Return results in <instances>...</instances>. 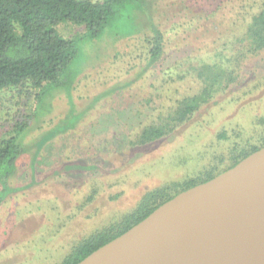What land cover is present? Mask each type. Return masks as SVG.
<instances>
[{"label":"rangeland","instance_id":"374dc122","mask_svg":"<svg viewBox=\"0 0 264 264\" xmlns=\"http://www.w3.org/2000/svg\"><path fill=\"white\" fill-rule=\"evenodd\" d=\"M262 1L162 0L155 14L131 6L101 38L82 44L71 65L77 75L71 96L76 115H85L47 142L35 162L38 133L68 114L64 94L54 97L46 122L28 134L27 153L10 177L12 191L0 202V264H63L145 193L193 176L226 153L230 142L264 131V81L252 72L258 58H247L237 82L186 124L170 136L131 146L144 126L160 123L176 99L201 90L191 69L213 61L228 67L230 58L245 51V25ZM149 17L163 32L165 54L145 70ZM57 31L80 39L85 28L63 23ZM31 101L15 93L1 96L0 138L13 124L9 116L17 120L31 113ZM223 132L230 141L220 137ZM3 188L0 183V197Z\"/></svg>","mask_w":264,"mask_h":264},{"label":"trees","instance_id":"16d2710c","mask_svg":"<svg viewBox=\"0 0 264 264\" xmlns=\"http://www.w3.org/2000/svg\"><path fill=\"white\" fill-rule=\"evenodd\" d=\"M159 1L162 0H0V108L1 96L6 93L32 99L31 113L17 120L9 116L8 120L13 124L6 135L0 138V183L4 187L0 202L12 191L10 177L18 161L27 153L26 143L30 140L28 134L46 122L54 97L60 93L66 96L68 114L52 128L41 129L38 133L39 138L34 145V162L47 142L74 128L76 122L85 115L83 112L76 115L71 96L77 76L71 70V65L80 56L82 44L101 38L108 24L122 10L134 6L136 11L155 14ZM149 20L150 36L147 37L145 70L158 63L165 54L163 32L153 22V18L149 17ZM63 23L83 26V37L63 38L57 31ZM245 26V51H239L236 59L230 58L227 61L228 67L213 61L191 69L202 83L201 90L176 99L169 111L160 117V123L144 126L131 146L160 140L186 124L215 95L224 93L237 82L243 59L258 58L252 72H260L256 79L264 81V1L257 6ZM246 74L243 72L244 76ZM225 134L223 132L220 137L229 139ZM262 147L264 131L230 142L224 155H220L217 161L212 157L207 164L199 166L201 169L193 176L145 193L134 209L80 243L63 264L79 263L175 195L212 179ZM197 160H194L195 168L199 163Z\"/></svg>","mask_w":264,"mask_h":264},{"label":"water","instance_id":"95a60500","mask_svg":"<svg viewBox=\"0 0 264 264\" xmlns=\"http://www.w3.org/2000/svg\"><path fill=\"white\" fill-rule=\"evenodd\" d=\"M264 237V147L175 195L77 264H258L236 249Z\"/></svg>","mask_w":264,"mask_h":264},{"label":"bare ground","instance_id":"6f19581e","mask_svg":"<svg viewBox=\"0 0 264 264\" xmlns=\"http://www.w3.org/2000/svg\"><path fill=\"white\" fill-rule=\"evenodd\" d=\"M244 253H250L253 256L254 262L264 264V237L261 240H253L249 245L236 249Z\"/></svg>","mask_w":264,"mask_h":264}]
</instances>
